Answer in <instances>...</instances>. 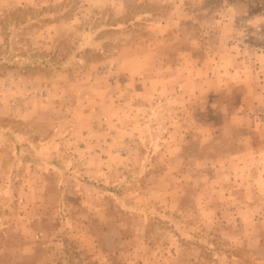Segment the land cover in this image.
Masks as SVG:
<instances>
[{"label":"rangeland","instance_id":"rangeland-1","mask_svg":"<svg viewBox=\"0 0 264 264\" xmlns=\"http://www.w3.org/2000/svg\"><path fill=\"white\" fill-rule=\"evenodd\" d=\"M0 264H264V0H0Z\"/></svg>","mask_w":264,"mask_h":264}]
</instances>
